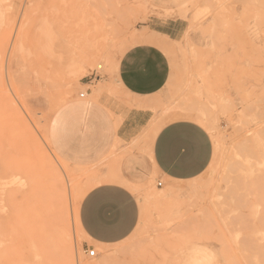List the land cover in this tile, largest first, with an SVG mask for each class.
I'll list each match as a JSON object with an SVG mask.
<instances>
[{"label":"rangeland","instance_id":"obj_1","mask_svg":"<svg viewBox=\"0 0 264 264\" xmlns=\"http://www.w3.org/2000/svg\"><path fill=\"white\" fill-rule=\"evenodd\" d=\"M154 32L153 120L200 125L211 161L135 187L136 230L103 247L77 220L100 167L60 160L53 123L71 101L127 108L114 66ZM0 264H264V0H0Z\"/></svg>","mask_w":264,"mask_h":264},{"label":"crops","instance_id":"obj_2","mask_svg":"<svg viewBox=\"0 0 264 264\" xmlns=\"http://www.w3.org/2000/svg\"><path fill=\"white\" fill-rule=\"evenodd\" d=\"M170 34L152 33L148 41L125 50L115 64V81L132 103L119 115L95 101H71L56 116L52 147L57 157L78 167H100L85 189L77 210L78 227L92 244L113 246L128 239L140 220V206L134 188L157 176L163 180H192L208 167L212 156L210 136L200 125V149L195 166L178 162L165 150L169 130L177 121L155 123L153 98L164 88L170 65L164 45ZM164 44V45H163ZM186 120H181L184 122ZM105 166L102 167V166ZM115 190L122 194L126 214L118 223H100L89 218L85 201L89 193Z\"/></svg>","mask_w":264,"mask_h":264},{"label":"snow or ice","instance_id":"obj_3","mask_svg":"<svg viewBox=\"0 0 264 264\" xmlns=\"http://www.w3.org/2000/svg\"><path fill=\"white\" fill-rule=\"evenodd\" d=\"M177 121L176 126L169 130L165 141V150L179 163L195 166L200 149V132L197 127L191 126L190 121ZM122 194L115 190L93 191L88 194L85 201V211L89 218L100 223H118L127 209L123 206Z\"/></svg>","mask_w":264,"mask_h":264},{"label":"bare ground","instance_id":"obj_4","mask_svg":"<svg viewBox=\"0 0 264 264\" xmlns=\"http://www.w3.org/2000/svg\"><path fill=\"white\" fill-rule=\"evenodd\" d=\"M88 58V57H87ZM88 62H89V60H88ZM75 65H74V74H77V72L79 71V70H81V69H83V67L84 66H82L83 65V63H82V65L80 64V63H74ZM91 64V63H90ZM87 65V64H86ZM89 65V64H88ZM112 65V64H111ZM115 67V66H114ZM72 73V72H71ZM70 73V74H71ZM62 171V170H61ZM70 254V253H69ZM71 256V255H70ZM72 257V256H71Z\"/></svg>","mask_w":264,"mask_h":264},{"label":"built area","instance_id":"obj_5","mask_svg":"<svg viewBox=\"0 0 264 264\" xmlns=\"http://www.w3.org/2000/svg\"><path fill=\"white\" fill-rule=\"evenodd\" d=\"M80 98H84V95L81 94V95H80ZM157 186H161V184L158 183ZM86 254H87V256H88L89 258H94V257H95V252H94L93 250H90V251L88 250V252H87Z\"/></svg>","mask_w":264,"mask_h":264}]
</instances>
